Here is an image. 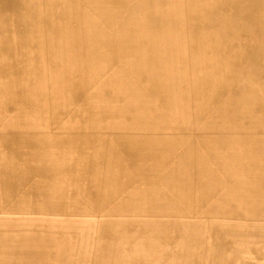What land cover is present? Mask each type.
Here are the masks:
<instances>
[{
  "label": "rangeland",
  "instance_id": "1",
  "mask_svg": "<svg viewBox=\"0 0 264 264\" xmlns=\"http://www.w3.org/2000/svg\"><path fill=\"white\" fill-rule=\"evenodd\" d=\"M0 12V142L11 132L37 133L43 144L58 138L57 207L35 210L32 179L0 209L11 249L34 252L22 264H203L213 225L261 229L233 264H264V243L255 240L264 239V0H0ZM66 72L85 90L76 102L67 91L62 107L58 80ZM127 90L141 94L152 118L116 96ZM133 125L160 126L148 132L158 142L191 139L198 176L180 192L155 182L158 204L170 201L172 210L120 209L121 193L110 206L118 212L100 215L70 172L77 159L98 157L99 138L79 139L92 130L108 140ZM159 158L164 169L175 162ZM233 163L244 175L225 176ZM250 164L255 172L246 176ZM112 186L109 194L133 188ZM41 237L39 252L55 254L36 252Z\"/></svg>",
  "mask_w": 264,
  "mask_h": 264
},
{
  "label": "bare ground",
  "instance_id": "2",
  "mask_svg": "<svg viewBox=\"0 0 264 264\" xmlns=\"http://www.w3.org/2000/svg\"><path fill=\"white\" fill-rule=\"evenodd\" d=\"M18 19L20 20V18ZM11 71L19 72L20 70L12 67ZM82 71H84V68H80V71L75 68L74 73ZM68 75L69 73L66 72L62 80H58L59 90L62 95V98H60L62 107L63 95H66L67 91L74 90V102H76L78 96L85 90L82 82H74ZM32 80L33 82H27L30 86L34 85V78ZM111 87L114 90V86L112 85ZM159 87L156 85L152 89L158 90ZM97 90L103 91V89ZM122 94L117 93L116 96L130 97L134 101L136 109L140 113L142 112V115L139 117L145 118L152 116L148 105L144 106L139 104L143 100L138 97L141 94L136 95L134 92H129L128 90L126 93L122 92ZM116 96H113L112 100L116 99ZM28 106L32 107L33 103L31 101L28 102ZM158 127L160 126L133 125L123 127L125 130L124 133L113 134L108 140L105 133L92 130L80 137L79 141H94L99 138L95 142L99 149L98 157L83 162L77 159L74 162V167L70 170L71 173L76 174L75 178L79 181L78 184H84L87 187L82 188L83 194L87 199L89 198L94 201V208L98 214L107 216V213L111 210L118 212L112 208H119V206H113L112 208L110 206H112L111 203L118 196H121V193L125 194L126 204H123L120 209L130 208L132 205L135 206L138 204L143 208H150L157 205L156 208L152 209L172 210L173 207L170 201H166V203L161 205L158 204L159 193L162 190L169 191L170 193L171 191H185L192 185V178L198 176L195 168L196 155L190 149L192 140L183 136L185 138L162 139V141L158 142V137L148 135L149 131L152 129L155 130ZM17 135L19 137L14 132L8 133L4 137L6 141L1 140L0 142V147L2 148L0 152V197H2L3 204L7 203L10 206L12 202H15L14 196L17 193L18 195L23 194V187H28L29 184L27 183L32 182V179H36L34 182L36 183L35 193L38 194L39 200L35 210H54L58 205L56 199H61L62 197L61 192L57 190L60 189L59 183L61 182L58 172V138H53L48 142L44 141L43 144L42 137L37 133H19ZM19 140L22 141L21 146H18L20 144ZM52 145L54 146L53 151L46 152L47 148H51ZM80 146L82 148L86 147L85 143H81ZM40 148H43V152L36 151ZM163 155L171 156L172 158L170 160L175 161L168 169H166L167 167L164 169L163 166V162H166V160H160L159 158ZM204 157L212 159L216 158V155L205 154ZM27 158L28 160H25ZM196 160L200 162L199 159ZM204 160L201 158V162ZM201 162L199 163L200 165ZM253 167L254 165H248L245 173L246 176L254 174L255 168ZM99 172L100 174L97 175ZM224 174L226 177L239 176L240 174L244 175L241 173L238 165L234 163L227 166ZM121 176H125L126 180L119 183ZM39 178L41 179L39 180ZM155 182H158L162 190H156L152 187L155 186ZM112 184L116 186L124 184L133 188L127 191L116 189L117 192L109 194L108 190L113 189ZM75 192V195L80 198L78 191ZM45 208L49 209L45 210ZM107 225V223H104L102 228L104 229ZM253 229L249 230L239 225L210 226L207 233L210 244L206 247L207 252H205V255L207 258L203 264H221L227 259L224 264H233L241 256L239 250L242 248L245 249L246 245H248L249 237H254V234H257V231L261 230L258 228ZM103 234L105 238H111V233L108 228L104 229ZM259 235L256 236L255 240L264 243V239L258 238ZM43 239L41 237L36 252L41 251L40 247L42 246L40 242ZM236 248L238 249L234 250ZM228 249H231L230 251L234 250L232 252L228 251L231 254L229 256L231 259L228 257L223 261L222 258L226 257L225 253H227ZM253 253V255H256L255 253L257 252ZM261 255L258 252L257 257Z\"/></svg>",
  "mask_w": 264,
  "mask_h": 264
},
{
  "label": "crops",
  "instance_id": "3",
  "mask_svg": "<svg viewBox=\"0 0 264 264\" xmlns=\"http://www.w3.org/2000/svg\"><path fill=\"white\" fill-rule=\"evenodd\" d=\"M9 205H1L0 209L10 208ZM16 241V240H13ZM13 242L8 240L6 236L0 234V264H22L20 262L21 257L26 255L34 254V252H16L11 249ZM41 256L53 255L55 252H38Z\"/></svg>",
  "mask_w": 264,
  "mask_h": 264
}]
</instances>
